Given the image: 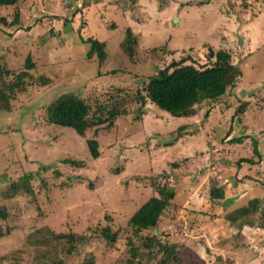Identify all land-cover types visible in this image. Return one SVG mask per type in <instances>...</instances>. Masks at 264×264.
Masks as SVG:
<instances>
[{
  "label": "rangeland",
  "instance_id": "obj_1",
  "mask_svg": "<svg viewBox=\"0 0 264 264\" xmlns=\"http://www.w3.org/2000/svg\"><path fill=\"white\" fill-rule=\"evenodd\" d=\"M1 18L5 82L27 71L29 56L36 66L23 90H7L10 112L0 113V264H82L91 255L96 264H160L163 254L149 259L129 221L164 186L176 198L158 233L176 246L174 264H264V0H20L0 7ZM129 31L133 59L122 46ZM90 38L104 43L103 60L88 59ZM211 50L229 52L241 71L224 97L199 104L192 117L138 99L159 68L186 57L209 65ZM69 93L98 116L127 113L85 136L48 124L47 108ZM90 139L100 143L98 159ZM242 158L259 163L239 168ZM213 187L225 198L212 199ZM254 199L253 223L228 219ZM106 226L118 231L113 244L97 238ZM52 232L93 237L67 257Z\"/></svg>",
  "mask_w": 264,
  "mask_h": 264
},
{
  "label": "trees",
  "instance_id": "obj_2",
  "mask_svg": "<svg viewBox=\"0 0 264 264\" xmlns=\"http://www.w3.org/2000/svg\"><path fill=\"white\" fill-rule=\"evenodd\" d=\"M20 0H0V7L16 6ZM244 3L247 0H242ZM0 22L7 24L5 18H1ZM19 22V14L15 15L12 26H16ZM84 42L90 44V50L87 54L88 59H93L98 56L101 60L105 58L104 43H101L92 38ZM137 38L129 31L123 43L126 52L133 59L135 56V46ZM191 57L183 58L180 61H173L165 68H159L158 72L151 76L147 86L144 88V95L139 92L138 99L145 103L149 99L153 104L158 106L165 112H168L174 117H192L197 113V106L206 101H217L224 97L229 88L235 86L238 77L241 75L240 69L234 65L229 52L225 50L214 51L209 53L210 64L203 67H197L194 64H187ZM35 63L32 56L27 58L26 70L20 73L17 81L6 83L5 77L11 74V71L2 65L0 57V113H9V95L7 90L15 93L18 90H23L25 78L28 76V70L35 68ZM41 84L47 86L51 80L41 78ZM2 85L4 87H2ZM100 109H104L100 107ZM106 112V113H105ZM127 113L125 110L112 109L103 111L100 116L93 114L91 104L81 96L74 93H69L61 96L47 108L46 120L50 125H57L64 128L74 129L77 133L85 136L88 131L100 126L112 128L115 120L122 114ZM185 127H182V130ZM242 138L233 139L232 143L241 144ZM92 158H100V143L97 139H90L87 142ZM255 152L261 157L258 152V144L255 142ZM65 164L73 166H82V162L66 159ZM257 161L252 158H242L237 161V166L242 168L243 164L256 165ZM25 178L29 179V176ZM212 199H224L225 193L222 188L213 187L211 189ZM176 192L172 187L164 186L159 189V196L152 197L146 202L130 219L129 225L132 229L134 237L143 240V247L148 249L149 259L158 254H163L160 264H174L178 261V254L175 251L176 246L168 243H163L159 237V225L161 224L166 210L174 203ZM260 201L254 199L249 206L240 208L234 213L228 215V219L234 224L239 219L241 223H253L249 217L256 212H260ZM264 216V209L261 210ZM0 217L6 218V214L0 209ZM240 223V226L242 224ZM147 231H152L150 236L145 235ZM118 231L114 232L110 226L104 227L99 237L102 241L115 243L118 239ZM52 236L56 242L57 250H60L64 256H71L77 252V245H84L90 241L92 236L77 235L74 233H54ZM62 244V247H60ZM131 254L135 258L139 256V247L133 246V239L130 241ZM157 247L159 248L157 250ZM53 264H64L63 260L53 261ZM20 264V263H18ZM82 264H96L95 257L91 255L85 259Z\"/></svg>",
  "mask_w": 264,
  "mask_h": 264
}]
</instances>
